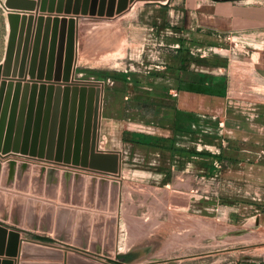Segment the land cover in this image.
<instances>
[{
    "label": "rangeland",
    "instance_id": "obj_1",
    "mask_svg": "<svg viewBox=\"0 0 264 264\" xmlns=\"http://www.w3.org/2000/svg\"><path fill=\"white\" fill-rule=\"evenodd\" d=\"M7 1H11L13 6L7 7ZM172 4L173 0H0V66L3 68L7 55L11 34L9 23L11 13L18 14L20 17L16 33L15 57L17 58L14 60L17 72L26 56L25 75L22 78L19 75L16 77L2 75L1 81L5 80L7 83L21 81L23 85L28 83L31 86L37 83L39 89L42 85H45L47 89L53 85L55 89L52 95L53 100L59 89L64 90L67 86H70L72 90L75 87H81L83 82L77 81L94 80L105 83L104 86L101 83L95 85L97 92L101 95L98 116L96 118L94 113L93 117V125L97 123L96 150L101 153L121 151L122 163L120 159L119 170L115 174L119 175L121 169V174L123 172L124 176H120V181L126 185L130 184L135 191L129 200L131 207H129L128 221L123 220L119 225L118 241L121 252L125 250L120 248V245L130 237L135 244L140 243L138 245L153 242L159 246L167 236L168 232L165 227L162 228L163 225L158 231L159 234L150 236L148 233L150 227L154 225L152 221L156 219L166 221L170 214L165 212V208L162 209L159 206L160 202L156 203V200L162 198V192L153 189L154 193L151 196L147 193V197H144L143 186H161L166 189L169 185L173 190L180 176L187 174L188 171L197 173L198 166L192 159H180L177 156L182 151L180 149H185L181 146L189 144L185 142L194 141L198 137L197 132L207 135L204 131L207 130L208 125L215 133L222 134L218 136L219 140L224 138L221 124L225 117L224 98L216 99L212 104L213 110H209L201 97L185 92L189 84L185 85L183 92H179L177 88L180 86V81L177 73L163 68L166 61L171 62L178 56L175 52L176 48L169 46L179 37L178 29L173 30V27H178V19L176 13H171ZM101 8L104 10L102 16L98 13H90ZM110 8H113V15H107ZM71 24L74 26L71 38L72 71L69 81L65 82L68 76V57H70ZM194 38L195 36L190 35L187 42L194 43L196 41ZM205 38L208 43H228L225 40L216 42L215 37L212 36ZM26 40L30 43L25 54ZM52 40L56 42L53 57ZM209 51L208 48H201V52L196 49L195 53L212 56ZM33 58H35L34 65ZM143 60L146 66H151L145 68ZM49 75L51 79H48ZM191 77L195 79L197 75H191ZM172 91L177 95L172 94ZM45 97L47 98L48 94ZM80 97L78 92V101ZM95 105H97L96 101ZM232 109L228 111V117H247L241 112L243 109L240 106L238 109ZM192 111L201 113V116L197 118L201 121L199 125L203 126H192ZM249 112L254 113V110L251 109ZM78 114L77 112V121ZM86 116L85 112L84 121ZM125 137L131 140H123ZM171 137L178 141V144L177 141L175 142L176 149L163 150L160 144H167ZM220 152L222 153V150ZM31 158L25 154L3 155L0 151V160L3 164L5 161L14 159L18 163H29L31 169L39 164L47 168L56 167L61 172L71 170L65 165ZM78 167L79 169H73V172L85 174L87 178L89 176L103 177L101 175L109 173L91 168L90 165ZM115 174L112 175L115 176ZM15 188H4L0 184V194L10 195L12 199L19 195L21 197L22 194H18L19 191L17 192ZM27 197L31 198V193ZM219 197L223 198V196ZM202 199L206 200V198ZM61 206L63 207L62 203ZM192 211L197 212L196 208ZM8 231L12 230L8 229ZM19 234L21 247L27 242L26 239L33 240L34 237L23 233L25 239L21 236V232ZM145 234L147 237H144ZM233 234L234 232L229 239H221L223 240L221 243L216 242V246L215 243L213 246V240H201L199 244H196L197 246L193 245L192 240L196 238V235L191 234L184 240V247L181 249L183 252L178 250L171 256L152 264H211L214 262L226 264L229 260L257 259L264 256L262 254L264 249H255L256 247L264 248L263 240L260 244L250 242V238L240 241ZM7 241L9 243V238ZM71 251L81 255L79 250ZM84 256L91 258L86 254ZM109 263L114 264L113 261Z\"/></svg>",
    "mask_w": 264,
    "mask_h": 264
},
{
    "label": "crops",
    "instance_id": "obj_2",
    "mask_svg": "<svg viewBox=\"0 0 264 264\" xmlns=\"http://www.w3.org/2000/svg\"><path fill=\"white\" fill-rule=\"evenodd\" d=\"M171 11L176 13L178 19V27H173V30L178 29L179 37L169 46L176 48L178 56L171 62L166 61L163 68L177 73L180 81L177 90L183 92L188 84L186 80L191 75L181 71V63L188 60L184 65L189 64L186 67L189 71L207 78L197 76L198 81H194L198 82L195 88L203 93H192L188 89L185 92L201 97L206 102L204 106L209 110H213L212 104L216 99L224 98L225 117L221 123L224 131L222 140L218 137L222 134L215 133L208 125L204 131L207 135L197 132L198 137L194 141L185 142L189 144L181 146L185 149H180L182 151L177 158L192 159L198 166L197 173L188 171L180 176L176 187L171 186L173 190L169 185L166 189L161 186H143L144 197H147V193L151 196L153 189L162 192V198L156 200V203L160 202L159 206L165 208V212L170 215L166 221H152L154 225L148 233L150 236L159 234L158 231L163 225L162 228L165 227L168 232L165 241L159 246L153 242L138 245L140 243L135 244L130 237L129 248L120 251L119 225L123 220L128 221L131 207L129 200L132 193H135L130 184L120 181V176H124L120 169L119 175H101L109 177L108 179L114 176V180L119 182V188L114 195L112 189L105 191L101 198L104 208H92L85 202L80 206L69 203L62 207L59 201L40 198L44 200L38 210L39 222L44 220L55 227L48 232L31 230L39 236L33 237L31 249H28L25 257L20 245L15 255H7L9 243L6 239L4 252L0 254V264L6 261L11 264H86L83 262L85 259L95 264H111L109 261L114 264H152L183 249L184 240L191 234L196 235V240H192L193 245L199 244L201 240H213V246L214 243L216 246V242L229 239L233 232L240 241L248 238L256 244L264 241V0H173ZM218 34H222V41L228 43L206 42V36L215 37L218 42ZM190 35L195 36L194 43L187 42ZM228 35L231 40L226 39ZM201 48L210 49L212 56L195 53L196 49L201 52ZM144 62L143 60V65ZM149 66L145 65V68ZM199 80H206L207 85L222 80L225 91L218 90V93L217 89L201 88ZM172 94L175 93L172 91ZM217 94H223L224 97ZM239 106L247 117L227 116L229 110L238 109ZM251 109L254 113L249 112ZM191 113L192 126H200L201 121L197 117L201 113ZM178 147L181 148L179 145ZM160 175L163 176L162 173ZM82 190L83 197L91 192L86 184ZM95 193L97 199L100 194L98 187ZM29 194L28 190L27 202L30 199L27 197ZM45 201L54 203V207L45 209ZM112 201L113 208L110 207ZM60 208L63 212L58 215ZM193 208L197 212H193ZM28 213L30 214V210L27 206L24 215L27 216ZM56 225L62 227L69 238L64 241L56 239ZM18 227L26 229L24 225ZM155 229L158 230L154 231ZM23 233L21 232V236L25 238ZM72 249L79 250L81 255L74 253ZM84 254L96 259L88 258ZM101 254L113 257L107 258ZM262 254L264 255V251ZM226 264H264V256L257 259L229 260Z\"/></svg>",
    "mask_w": 264,
    "mask_h": 264
},
{
    "label": "water",
    "instance_id": "obj_3",
    "mask_svg": "<svg viewBox=\"0 0 264 264\" xmlns=\"http://www.w3.org/2000/svg\"><path fill=\"white\" fill-rule=\"evenodd\" d=\"M12 6L11 1H7V7ZM112 9L110 8L107 11V15H113ZM90 13H98L102 16L104 10L101 8ZM19 21L20 17L18 14L11 13L9 15L10 40L4 66L3 68L0 66V151L3 155H29L32 157L31 159L65 165L71 169H79L78 166L87 167L90 165L91 168H97L111 174L117 173L120 159L122 163L121 151L113 150L108 153H101L96 150L97 123L95 122V125H93V117L94 113L96 118L98 116L100 95L95 85L101 83L104 86V82L94 80L77 81L79 83L83 82L81 87H75L73 90L70 86L65 87L64 90L59 89L57 90L56 98L53 100L52 95L55 92L53 85H50L48 89L45 85H42L39 89L37 83L31 86L28 83L23 85L21 81L17 83L1 81L2 75L4 77H16L19 75L21 78L25 75L26 56L19 72L14 67V60L17 58L15 57V48ZM56 22L58 21L56 20ZM73 31L74 26L71 24L69 30L70 57H68V76L65 78V82L69 81L72 71L73 43H71V38ZM25 43L26 54L30 41L26 40ZM45 43H49V41H45ZM51 43L53 57L56 42L52 40ZM34 63L35 58H33L32 64L34 65ZM32 68L30 70L31 74L33 72ZM48 79H51L50 75ZM78 92L81 96L80 101L77 100ZM47 94L48 97L46 98L45 95ZM37 96H39V100H37ZM95 101L97 105H95ZM77 112L79 113L78 121L76 118ZM85 112L87 113L86 121H84ZM76 122L78 123L77 125ZM85 123L86 126L84 127ZM33 128L34 130H32ZM111 178H99L97 176H89L87 178L85 174L75 173L71 170L61 172L56 167L47 168L39 164H36L31 169L29 163H18L14 159L5 161L3 165L0 160L1 186L4 188L16 187L17 192L19 191L18 194H22L21 197L19 195L14 199L10 195L0 194V254L4 252L7 238H9L7 255L16 254L20 245L19 232H24L31 236H39L31 230L44 232L53 230L54 224L44 220L39 222L38 210L43 203L40 198L45 197L46 200L48 198L53 202L59 199V202L63 205L72 203L74 206H80L85 202L86 205L92 208H104V202L101 201V198L105 195V191L112 189L114 195L119 188V182L114 180V177ZM85 184L91 189V192H88L86 197H83L82 189ZM97 187L100 194L96 199L95 191ZM28 190L32 197L27 202L25 193ZM52 204L45 201L43 207L45 209L54 207ZM27 206L30 214L28 213L26 216L24 215V209ZM32 207L34 208L32 209ZM110 207H114L113 201ZM62 212L63 209L60 208L58 215ZM22 225L26 227L27 231H22L16 227ZM56 226V239L64 241L69 238V236L65 235L62 227ZM8 229L12 231L9 232ZM26 241L31 240L26 239ZM30 244L32 243L25 242L22 246L24 257L30 248ZM83 262L95 264L88 259L83 260ZM4 264H11V262L6 261Z\"/></svg>",
    "mask_w": 264,
    "mask_h": 264
},
{
    "label": "trees",
    "instance_id": "obj_4",
    "mask_svg": "<svg viewBox=\"0 0 264 264\" xmlns=\"http://www.w3.org/2000/svg\"><path fill=\"white\" fill-rule=\"evenodd\" d=\"M185 61H188V60H184L183 63H181V64H182V66H181V71H182V72H186V73H188V74H190V75H197L198 77H199V76H203L204 79L207 78V76H205V75H201V74H199V73L196 74L195 72H190V71L186 68L187 65H184V64H185ZM182 80H183V79H182ZM196 80H197L196 78L193 79L192 77H191L189 80H186V82L189 84V86L187 87V89H188L190 92H192V93H195V92H196V93H203V91H201V90L195 88V87H197V84H198V82H194V81H196ZM197 81H198V80H197ZM205 81H206V80H199V83H200L199 87H201V88H205V89H208V88H212V89H214V90L217 89L216 92H218V93H219L218 90H221V91H223V92L225 91V83H224V81L220 80V81L214 82L213 84H210V85H207ZM200 91H201V92H200ZM223 94H224V93H223ZM223 94H221V95L217 94V95H218L219 97H224ZM171 138H172V137H171ZM123 140L130 141L131 139L128 138V137H125V139L123 138ZM160 146H161V148H162L163 150H171V149L175 150V149H176V147H175V139H174V138L169 139V141H168L167 144H160Z\"/></svg>",
    "mask_w": 264,
    "mask_h": 264
},
{
    "label": "bare ground",
    "instance_id": "obj_5",
    "mask_svg": "<svg viewBox=\"0 0 264 264\" xmlns=\"http://www.w3.org/2000/svg\"><path fill=\"white\" fill-rule=\"evenodd\" d=\"M103 86V85H102ZM99 90V89H98ZM102 91V90H101ZM100 91V92H101ZM101 94V93H100ZM100 97H101V95H100ZM4 165V164H3ZM1 184V183H0ZM22 231H25V230H23V229H21ZM27 231V230H26ZM24 242V241H23ZM27 242H29V241H27ZM32 241H30L29 243H31ZM35 243V242H34ZM193 243V242H192ZM31 246V245H30ZM129 246H130V241H129V239H127V241L125 242V243H123V244H121L120 245V248H122L123 250H127L128 248H129ZM32 248H34V247H32ZM29 249H31V248H29ZM33 250V249H32ZM116 250L118 251V245L116 246ZM30 251V250H29ZM31 252V251H30ZM116 252V251H115ZM117 254V253H116ZM102 256H106V255H104V254H101ZM94 256V255H93ZM107 258H112L113 256H106ZM108 264V263H107Z\"/></svg>",
    "mask_w": 264,
    "mask_h": 264
},
{
    "label": "built area",
    "instance_id": "obj_6",
    "mask_svg": "<svg viewBox=\"0 0 264 264\" xmlns=\"http://www.w3.org/2000/svg\"><path fill=\"white\" fill-rule=\"evenodd\" d=\"M217 36L219 37L220 40L224 39V37H223L222 34H218ZM226 39H227V40H231V37L228 35V36L226 37Z\"/></svg>",
    "mask_w": 264,
    "mask_h": 264
}]
</instances>
